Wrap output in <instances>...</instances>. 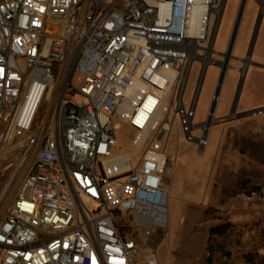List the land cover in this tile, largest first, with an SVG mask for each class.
Instances as JSON below:
<instances>
[{
  "label": "built area",
  "instance_id": "1",
  "mask_svg": "<svg viewBox=\"0 0 264 264\" xmlns=\"http://www.w3.org/2000/svg\"><path fill=\"white\" fill-rule=\"evenodd\" d=\"M224 5L0 0V186L27 168L0 205V264H161L147 239L168 226L166 145L176 114L186 137L200 128L199 147L222 121L208 110L192 123ZM194 60L203 66L185 111ZM115 118L134 132L124 149Z\"/></svg>",
  "mask_w": 264,
  "mask_h": 264
},
{
  "label": "rangeland",
  "instance_id": "2",
  "mask_svg": "<svg viewBox=\"0 0 264 264\" xmlns=\"http://www.w3.org/2000/svg\"><path fill=\"white\" fill-rule=\"evenodd\" d=\"M240 2L225 0L217 17L211 55L215 62L222 61V54L227 50ZM258 13H262L264 24V0H246L237 33L252 34ZM262 31L264 38V27ZM261 46L264 59V43ZM245 55L236 58L239 73ZM202 66L200 60H194L190 66L182 96L185 111L190 106ZM219 73L217 64L207 65L192 117L193 124L206 119ZM235 77L233 69H226L215 118L227 116L232 108ZM254 80L264 88V72L256 71ZM262 107L232 112L226 120L213 123L205 147L195 143L200 128L190 132L191 138L186 137L183 122L179 113L176 114L166 145V153L174 157L169 161L170 170L166 171L168 226L164 231L155 228L147 239L148 247L157 250L161 264L166 261L168 264H245L246 253L264 251V118H257L264 111ZM255 109L260 112L253 114L251 111ZM113 130L121 149H124L123 143L134 132L118 118L114 119ZM13 159H6L4 164ZM12 169L13 166L6 169L7 173ZM26 171L25 167L11 182L1 184L0 205L3 209L11 203ZM243 184H246L245 188ZM254 186H258L259 191L246 194ZM81 201L88 210L96 207L93 201L84 197ZM122 218H125L124 214ZM218 223H230L231 227L226 234L209 238L208 229ZM209 253L211 261L208 263Z\"/></svg>",
  "mask_w": 264,
  "mask_h": 264
},
{
  "label": "crops",
  "instance_id": "3",
  "mask_svg": "<svg viewBox=\"0 0 264 264\" xmlns=\"http://www.w3.org/2000/svg\"><path fill=\"white\" fill-rule=\"evenodd\" d=\"M263 27L264 24L261 19L259 24V30L256 33L255 37H253V32L252 34L249 33V35H243L240 32L236 34L231 50L232 59L230 58L228 59L227 61L228 65L226 68V69H233L236 76L235 77L236 89L234 93L233 105L227 116L217 117V119H222L223 121L226 120L227 117H229V115L232 112H241L255 107L264 106V88L261 84L257 83L254 80V74L256 73V71L264 72V59L262 58L263 53L261 49L262 48L261 45L262 43H264L263 31H262ZM215 37H216L215 34L212 35V39H211L212 46H214ZM229 40L230 37L228 39V45H229ZM243 55H245V58L241 59L243 62V66L239 73L237 68L239 62L237 61L236 58L242 57ZM232 62L234 63L233 65L231 64ZM258 63H262V64H258ZM261 94H263V96H261ZM218 99L215 103L214 114H215V109L217 107ZM211 103H212V98H211ZM257 118L258 119L264 118V111L262 112V115H258ZM216 122H221V121H216Z\"/></svg>",
  "mask_w": 264,
  "mask_h": 264
},
{
  "label": "water",
  "instance_id": "4",
  "mask_svg": "<svg viewBox=\"0 0 264 264\" xmlns=\"http://www.w3.org/2000/svg\"><path fill=\"white\" fill-rule=\"evenodd\" d=\"M245 3H246V0H241L240 6H239V9H238L236 18H235V22H234V25H233V29H232V32H231L228 48H227L226 52L224 54H222L223 60L219 61V63L217 64L219 66V68H220V73H219L218 80H217V83H216V87H215V90H214V93H213L212 103H211L210 108H209V114H212L214 112L215 103H216V101L218 99L219 91H220V88H221V85H222V82H223V78H224V75H225V71H226L224 62H227L229 57L231 56L232 46H233L237 31H238V28H239V24L241 22V17L243 15V10H244ZM255 35H256V31L253 33V37H255ZM261 110H264V108H262Z\"/></svg>",
  "mask_w": 264,
  "mask_h": 264
},
{
  "label": "trees",
  "instance_id": "5",
  "mask_svg": "<svg viewBox=\"0 0 264 264\" xmlns=\"http://www.w3.org/2000/svg\"><path fill=\"white\" fill-rule=\"evenodd\" d=\"M246 184H243V188H245ZM259 191L258 186L252 187V189L246 192V194L250 195L253 192ZM231 227L230 223H218L215 225L210 226L208 229V235L209 238L214 237L216 235H224L228 232L229 228ZM211 261V253L207 256V262L209 263ZM244 262L245 264H264V251H254V252H248L244 256Z\"/></svg>",
  "mask_w": 264,
  "mask_h": 264
},
{
  "label": "flooded vegetation",
  "instance_id": "6",
  "mask_svg": "<svg viewBox=\"0 0 264 264\" xmlns=\"http://www.w3.org/2000/svg\"><path fill=\"white\" fill-rule=\"evenodd\" d=\"M238 9H239V6H238ZM238 9H237V12H238ZM244 11V10H243ZM237 12H236V15H237ZM261 17H262V13H258L257 17H256V21H255V26H254V29H253V33L256 31V33L258 32L259 30V24H260V21H261ZM257 29V30H256ZM219 62H214V64H218ZM227 68V66H226Z\"/></svg>",
  "mask_w": 264,
  "mask_h": 264
},
{
  "label": "bare ground",
  "instance_id": "7",
  "mask_svg": "<svg viewBox=\"0 0 264 264\" xmlns=\"http://www.w3.org/2000/svg\"><path fill=\"white\" fill-rule=\"evenodd\" d=\"M194 17L192 16L191 18H190V25L192 26L193 24H194ZM224 65H225V68H226V66H227V62H224Z\"/></svg>",
  "mask_w": 264,
  "mask_h": 264
}]
</instances>
